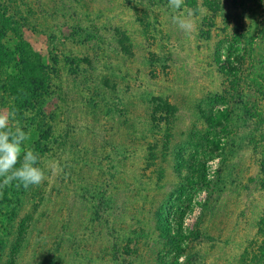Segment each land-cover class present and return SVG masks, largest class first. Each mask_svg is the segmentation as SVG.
Here are the masks:
<instances>
[{
    "label": "rangeland",
    "instance_id": "1",
    "mask_svg": "<svg viewBox=\"0 0 264 264\" xmlns=\"http://www.w3.org/2000/svg\"><path fill=\"white\" fill-rule=\"evenodd\" d=\"M236 1L0 0V113L63 168L0 188V264H264V99L247 86L264 39L234 31L263 8ZM189 12L186 35L172 18ZM24 62L53 79L46 119L5 82Z\"/></svg>",
    "mask_w": 264,
    "mask_h": 264
},
{
    "label": "trees",
    "instance_id": "2",
    "mask_svg": "<svg viewBox=\"0 0 264 264\" xmlns=\"http://www.w3.org/2000/svg\"><path fill=\"white\" fill-rule=\"evenodd\" d=\"M231 1L238 4V2L236 0H231ZM240 1H241L242 6L245 5L246 2H248V0H240ZM251 4H254L255 5L254 7H257V5H258V7L261 6V8H263L261 10L262 14L258 15V18H260V22H258L259 27H256L257 30L255 28H253V30L255 29V31H254V33H252V30H251L252 25L243 26L244 25L242 23L243 17L238 15L240 26L238 28L235 27L234 31L241 30L239 35L237 33H235L236 38L238 40H240L239 37L246 39L244 42H247L248 48L253 50V46H254L255 42H257L256 40L259 38H260V40L264 39V0H253V3L251 2ZM246 28H247V30L245 31L244 29H246ZM249 36H250V38H249ZM2 37H3V34L0 35V79L2 78L1 66H4V63H6L8 66L9 63L11 62L10 61L11 60L10 55H12V54H10L11 52H9V50H7V47L5 46V44L1 41ZM258 44H259V40H258ZM19 53H22V52H19ZM219 59L223 60L222 54L219 55ZM13 60H14V58H13ZM5 82L9 86V88H11V89H9V91H13V93H14L15 102L18 106V109L21 110L20 113H22V111H25V110L30 109V108H32V109L37 108L39 117H41L43 119H46L49 117L48 116V115H50L49 111H48L46 105L43 103V100L46 97H51V94H52L53 88H54V84H53V79H51V76L49 74V71L46 70L43 66H40L39 69L36 70L33 68L32 65L29 64V62H24L23 67H21L19 69V75L16 74L12 78H10L9 81L5 80ZM254 83H255V85H254ZM253 85L257 86V88L259 89V93L263 96L262 98L264 99V76L261 74H258L256 72H252V73L248 74L247 86L249 88V94H250V91H252ZM9 95L13 96L12 94H9ZM248 104H249V102H248ZM251 109H253V107L249 108V110H251ZM228 118L226 119V121L218 120V121H216V123L210 121L211 120L210 117H207V120H208V122H211V124H213V125L215 124V126H222V125L226 124V122L228 121ZM48 132L50 134H52L51 127H49ZM50 137L51 136H49L48 138H50ZM14 192H16L18 194L17 190H15ZM17 217H18L17 211L14 212V210H12L11 215H10V223H9V225H6V234L5 235H7L9 233H13V230H14L13 224L15 223L14 219H16ZM196 226L198 227V224ZM7 227H10L9 230ZM197 232L200 233V231L198 229H197ZM191 233H194V232H191ZM7 245H8V243L6 241H3V247L7 246Z\"/></svg>",
    "mask_w": 264,
    "mask_h": 264
},
{
    "label": "clouds",
    "instance_id": "3",
    "mask_svg": "<svg viewBox=\"0 0 264 264\" xmlns=\"http://www.w3.org/2000/svg\"><path fill=\"white\" fill-rule=\"evenodd\" d=\"M185 0H168L169 8L180 12ZM193 13H181L173 16V23L177 28L191 35L196 28ZM12 117L0 113V188L10 186L17 181L16 187L39 186L51 176H56L63 171L58 161H49L47 173L40 167L41 157L32 148L27 147L30 135L19 126H11ZM22 158V159H21ZM19 164V167L17 165Z\"/></svg>",
    "mask_w": 264,
    "mask_h": 264
}]
</instances>
